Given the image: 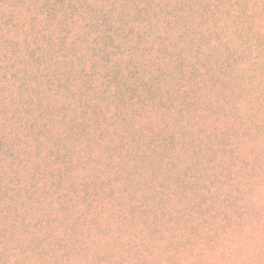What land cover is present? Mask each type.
I'll list each match as a JSON object with an SVG mask.
<instances>
[{
    "label": "rangeland",
    "instance_id": "rangeland-1",
    "mask_svg": "<svg viewBox=\"0 0 264 264\" xmlns=\"http://www.w3.org/2000/svg\"><path fill=\"white\" fill-rule=\"evenodd\" d=\"M0 264H264V0H0Z\"/></svg>",
    "mask_w": 264,
    "mask_h": 264
},
{
    "label": "trees",
    "instance_id": "trees-1",
    "mask_svg": "<svg viewBox=\"0 0 264 264\" xmlns=\"http://www.w3.org/2000/svg\"><path fill=\"white\" fill-rule=\"evenodd\" d=\"M12 10H15V9H12ZM13 18H11V22H13ZM11 25V24H10ZM10 154H12L13 155V152L12 153H10ZM7 157H9V155L7 156Z\"/></svg>",
    "mask_w": 264,
    "mask_h": 264
}]
</instances>
